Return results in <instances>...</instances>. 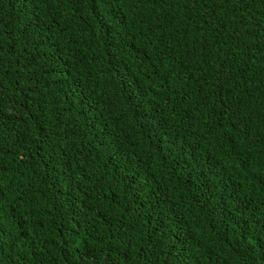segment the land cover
I'll use <instances>...</instances> for the list:
<instances>
[{"label": "trees", "instance_id": "trees-1", "mask_svg": "<svg viewBox=\"0 0 264 264\" xmlns=\"http://www.w3.org/2000/svg\"><path fill=\"white\" fill-rule=\"evenodd\" d=\"M0 264H264V0H0Z\"/></svg>", "mask_w": 264, "mask_h": 264}]
</instances>
